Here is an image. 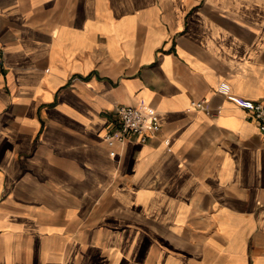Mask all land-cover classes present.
<instances>
[{
    "label": "crops",
    "instance_id": "0c3cea01",
    "mask_svg": "<svg viewBox=\"0 0 264 264\" xmlns=\"http://www.w3.org/2000/svg\"><path fill=\"white\" fill-rule=\"evenodd\" d=\"M256 100L264 0H0V264H264Z\"/></svg>",
    "mask_w": 264,
    "mask_h": 264
},
{
    "label": "built area",
    "instance_id": "2783aa9c",
    "mask_svg": "<svg viewBox=\"0 0 264 264\" xmlns=\"http://www.w3.org/2000/svg\"><path fill=\"white\" fill-rule=\"evenodd\" d=\"M190 106L209 114L203 101H191ZM247 107L257 121L258 129L264 131V101H253ZM153 117V111L146 107L119 105L116 107V120L105 133L104 139L124 143L127 138L133 137L139 142L145 143L149 137L155 135L159 130V125L153 120Z\"/></svg>",
    "mask_w": 264,
    "mask_h": 264
}]
</instances>
